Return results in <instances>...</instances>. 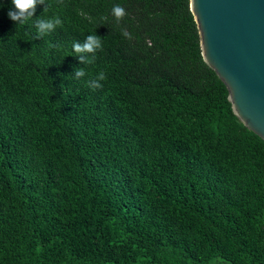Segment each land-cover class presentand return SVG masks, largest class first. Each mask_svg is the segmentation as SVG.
<instances>
[{
  "label": "trees",
  "instance_id": "trees-1",
  "mask_svg": "<svg viewBox=\"0 0 264 264\" xmlns=\"http://www.w3.org/2000/svg\"><path fill=\"white\" fill-rule=\"evenodd\" d=\"M10 9L0 264H264V138L205 61L190 0H44L18 25ZM88 35L103 50L76 53Z\"/></svg>",
  "mask_w": 264,
  "mask_h": 264
},
{
  "label": "water",
  "instance_id": "water-1",
  "mask_svg": "<svg viewBox=\"0 0 264 264\" xmlns=\"http://www.w3.org/2000/svg\"><path fill=\"white\" fill-rule=\"evenodd\" d=\"M190 8L233 112L264 138V0H190Z\"/></svg>",
  "mask_w": 264,
  "mask_h": 264
},
{
  "label": "clouds",
  "instance_id": "clouds-1",
  "mask_svg": "<svg viewBox=\"0 0 264 264\" xmlns=\"http://www.w3.org/2000/svg\"><path fill=\"white\" fill-rule=\"evenodd\" d=\"M63 3V0H60ZM37 3H44V0H12V4L14 5V9H10L8 12L9 18L18 24L27 23L32 17H34L36 11ZM49 7V5H48ZM47 7V8H48ZM45 9V11L47 10ZM112 14L116 18L117 21H120L126 15L125 9L120 5H114L112 9ZM62 20L59 17H55L53 19H39L35 22V27L37 29V35L44 36L52 31H54L57 26H62ZM127 38L131 39L130 35L125 31L123 33ZM73 48L76 53H91L95 54L97 50H103L102 48V40L98 35H88L86 37V42L80 44L78 42L74 43ZM94 55L85 60L84 56H81V60L86 62L87 64L94 63ZM86 75L84 69H78L76 71V78H80ZM107 77L103 71H101L98 76L90 80L88 82V86L92 89L102 88V83L99 81L105 80Z\"/></svg>",
  "mask_w": 264,
  "mask_h": 264
}]
</instances>
